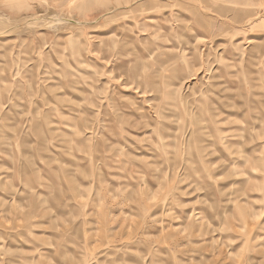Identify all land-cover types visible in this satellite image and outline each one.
Segmentation results:
<instances>
[{
  "label": "rangeland",
  "instance_id": "374dc122",
  "mask_svg": "<svg viewBox=\"0 0 264 264\" xmlns=\"http://www.w3.org/2000/svg\"><path fill=\"white\" fill-rule=\"evenodd\" d=\"M0 264H264V0H0Z\"/></svg>",
  "mask_w": 264,
  "mask_h": 264
}]
</instances>
